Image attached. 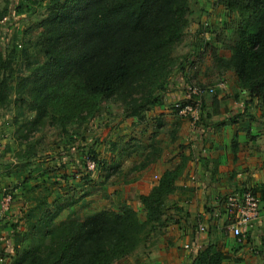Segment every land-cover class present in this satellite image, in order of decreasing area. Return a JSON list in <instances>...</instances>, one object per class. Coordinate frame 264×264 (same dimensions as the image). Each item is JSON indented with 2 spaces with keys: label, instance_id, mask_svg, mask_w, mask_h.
<instances>
[{
  "label": "trees",
  "instance_id": "trees-1",
  "mask_svg": "<svg viewBox=\"0 0 264 264\" xmlns=\"http://www.w3.org/2000/svg\"><path fill=\"white\" fill-rule=\"evenodd\" d=\"M207 1L223 6L229 15H238L231 56L222 58L213 52L212 57L222 68L236 72L240 90L248 93L247 101H256L264 115V0ZM5 10L0 12L1 19L8 17ZM191 13V0L51 1L39 23L44 61L29 76H18L16 86L17 102L34 112L29 129L81 124L94 117L106 99L130 105V115L152 105L153 92L167 88L171 67L178 61L173 54L184 40ZM201 26L204 32L218 30L209 20ZM197 61L188 58V70ZM15 73L12 60L0 46V107L11 103L9 78ZM197 80L186 78L185 92L189 84L208 88L218 83ZM139 93L143 96L140 102L135 98ZM209 98L204 95L197 124L207 108L216 105L218 91L214 104L204 105ZM185 101L184 96L174 107L186 118L176 105ZM162 102L161 96L158 104ZM89 157L98 160L96 152ZM185 166L183 160L177 168L167 169L149 193L140 195L146 209L143 220L126 204L120 210L102 209L84 218L71 214L59 219L66 205L56 197L30 221L28 243L7 251L3 260L8 264H114L136 250L150 223L161 226L168 220L166 199ZM252 188L259 193V187Z\"/></svg>",
  "mask_w": 264,
  "mask_h": 264
},
{
  "label": "crops",
  "instance_id": "crops-1",
  "mask_svg": "<svg viewBox=\"0 0 264 264\" xmlns=\"http://www.w3.org/2000/svg\"><path fill=\"white\" fill-rule=\"evenodd\" d=\"M200 5L207 7L209 11L201 16L202 20H209L213 26L222 27L216 32L214 29L204 32L201 26L203 21L197 18L200 15L199 10L190 14L186 35L178 49L182 48L181 50H185V54H188V58H195L198 61L192 71L188 70V65L183 64L185 67L179 72L175 82L181 85L178 80L185 81L186 78L193 76L204 83L215 84L223 77L227 83L224 88H217L216 105L207 108L204 112L205 120L196 126L189 119L175 112L171 114L169 107L161 105L166 121L174 118L170 121V127H164L166 134L161 138L160 135L156 137L158 133H155V137L153 135L149 138L148 148L144 150L146 152L142 150L146 147L145 144L132 141L139 150L133 153V162L123 154L122 147L117 149L114 153L115 157H111L115 163L108 168L109 173L105 172V192L108 190L118 192L121 189L127 194H147L167 169H175L186 160V166L176 179L174 190L170 194L173 200L167 208L171 217L170 224L173 221L175 224L172 223L170 226L172 229L167 232L169 234L167 239L165 240L164 237L162 239L164 242L151 249L152 255L157 251L159 254H164L161 259L154 262L264 264V115L256 101H247L248 93L240 90L236 72L233 69L222 68L212 57L213 52L222 58L228 59L231 56L230 44L235 38L238 15L235 13L229 15L223 6L214 7L215 9L212 10L210 8L212 5L207 0H203ZM228 23H233L234 26L230 28ZM191 42L193 45L190 44ZM184 92L183 85L182 89L174 90L172 96L176 99L184 98ZM150 146H154L155 149ZM135 147H133L134 151L137 150ZM21 161L16 157L13 158L12 147L1 140L0 184L6 187L11 185L10 189L14 188L18 193L39 186V183L32 180L19 179L21 173L29 171L21 165ZM105 162H108L106 158ZM114 174L128 178L111 187V182L107 179ZM153 176L157 177V180L153 179ZM246 185L259 187L262 197V216L258 224L246 233L245 239L239 242L227 228L225 217L216 215V208L220 196ZM85 190L87 191L85 194L70 196L69 200L63 203L66 206L61 212V217L65 212L67 216L74 214L75 210L72 207L78 202H81L79 206L84 203L86 216L93 214L91 213L93 209L90 207L92 202L84 200L82 196L96 192L97 188H85ZM61 196H58L59 200ZM15 202L14 208L0 223L1 264L4 262L3 258L10 253L1 252V248L4 246L5 250L13 251L14 248L19 247L23 233L26 231L25 227L21 226V230L14 232L13 223L17 216L21 218L19 220L22 223L30 213L29 207L43 206L41 199L17 198ZM132 202L129 200L128 204L132 205ZM116 203H112L113 206H116ZM36 214L33 213L34 216ZM200 224L205 226V230H199ZM169 240L177 241V245H174L175 247L169 245ZM178 240L184 247L187 244L192 245V249L179 248ZM11 241L15 242L11 243ZM6 243L10 245L7 247ZM149 260L147 259V262L145 260V264H148ZM114 264H119L118 260Z\"/></svg>",
  "mask_w": 264,
  "mask_h": 264
},
{
  "label": "rangeland",
  "instance_id": "rangeland-1",
  "mask_svg": "<svg viewBox=\"0 0 264 264\" xmlns=\"http://www.w3.org/2000/svg\"><path fill=\"white\" fill-rule=\"evenodd\" d=\"M51 1L53 0H0V12L6 8L5 14L8 15V17H5L6 19L0 18V46L4 55L12 60L16 71L9 78L11 103L5 107H0V141H5L8 146H11L13 158L21 159V165L29 170L21 173L19 175L20 178H18L20 180L23 178V181L32 180L39 183L38 188H27L22 193L19 191L20 194L14 188L10 189L11 185H7L8 187L6 188L12 193H10L12 201L5 195L4 188H2L3 185L0 184V223L4 216L14 208L17 198L19 200L23 198L24 200L26 198L43 200L44 198L45 200L43 206L37 205V207L28 208L30 213L27 211L29 214L24 222H20L21 218L19 216L14 221L15 233L18 232V229H22L20 228L21 226L26 229L21 238L22 244L20 243V246H17L18 249L23 248L28 243L30 235L29 223L31 220H35L45 205H51L54 200H57L56 197L58 198L59 195H62L60 202L64 203L69 200L70 196L75 197L85 194L87 192L85 188H97L96 192H90L88 195L82 196L85 198L84 200L92 202L90 207L93 210L91 213L106 208L120 210L125 204L131 205L128 204V201L132 200L131 206L135 207L140 219L146 218V209L140 201L141 194H127L121 189L118 192L117 190L110 192L108 188V191L105 192V172L109 173L108 168L115 163L112 158L115 157L114 153L117 149L122 147L123 154L131 158V162H133V153H137L139 150L132 141L136 140L137 142L140 141V144H145V149L140 146L143 148V152H146L144 150L148 148L149 138L153 135L155 137V133H158L156 137L160 135L161 138L166 134L164 133V127H170V121H173L172 119L174 118L166 121L163 116L165 114L161 111V105H166V108L169 107L171 114L173 112L176 113L174 104L181 100L182 97L179 99L173 98L172 93L174 90L182 89L184 85V81L178 80V82L182 83L181 85H177L175 81H177L179 72L188 60V54H185L186 51L181 50L182 48H176L173 55L178 58V61L171 67L166 81L167 88L164 91L155 90L150 97V99L154 98L152 105H148L145 109L139 108L135 115L129 114L130 105L123 103L121 100H116L115 98L106 99L100 104L95 116L81 124L68 123L66 126L46 125L37 130H31L29 129L30 120L34 116V112L29 111L24 102H17L16 86L18 76H29L44 61V54L41 51V27L39 23L47 15L48 5ZM202 2L203 0H191L192 12L199 10L198 14L200 15L197 16L199 20H202L201 16L204 13L209 12L207 7L200 5ZM214 7H218V5L215 4L210 8L214 10ZM228 26L231 28L234 24L228 23ZM221 27V25H217V29ZM190 44L193 45L192 42ZM221 80L223 79L220 78L218 83ZM197 82L206 84L199 80ZM141 95V93L135 94V98L137 97L139 102L143 98ZM161 96L163 102L158 104ZM20 105L22 107H19ZM186 118L190 120V118ZM204 120L205 117L203 115L201 121ZM115 144H117L116 148ZM133 147L137 150L134 151ZM150 148L155 149L154 146H150ZM93 152L98 154V160L95 162L94 167H89L88 161L93 162L89 155L92 156ZM105 158L108 161L107 163ZM127 178H123L121 174H114L108 176L107 180L111 182L110 185L113 187L120 181L127 180ZM153 179L157 180V177L153 176ZM23 193L24 196H22ZM92 193L94 194L91 195ZM125 197L126 199H124ZM172 200L173 197L168 195L166 199L167 208L168 204L171 205L170 202ZM79 203L81 202L74 204L72 207L75 211L71 216L84 218L86 216V212H84L85 206L84 203L79 206ZM112 203H116V206H113ZM66 217L67 213L65 212L59 219H65ZM170 219L171 217L161 226L159 224L158 226L151 225L150 223L143 233V239L136 250L120 258L118 260L119 264H145L144 261L146 260L147 262V259H150L148 264H162V262L155 263L154 261L161 259L164 254H159L157 251L152 255L153 251L151 249L164 242L162 240L164 237L166 240L169 236L167 232L172 229L170 227L172 223L175 224L173 220L170 224ZM168 242L169 245H177V241L169 240ZM9 245L10 243H6L7 247ZM178 247L187 248L179 244V240ZM5 248L3 246L1 252L7 253ZM2 264L8 263L4 260Z\"/></svg>",
  "mask_w": 264,
  "mask_h": 264
},
{
  "label": "built area",
  "instance_id": "built-area-1",
  "mask_svg": "<svg viewBox=\"0 0 264 264\" xmlns=\"http://www.w3.org/2000/svg\"><path fill=\"white\" fill-rule=\"evenodd\" d=\"M226 83L224 79L208 88H203L198 83L187 85L185 103L176 104L180 108V114L189 117L192 124L196 126L197 121L201 117L204 95L210 97L204 105H213L217 94L216 88H224ZM88 164L89 167L95 166V162L88 161ZM252 187L246 185L223 194L220 196L216 208V215L225 217L227 228L239 242L245 239L246 233L258 224L262 216V198ZM4 193L12 201V196H10L11 191L4 189ZM198 228L201 231L205 230V226L202 224ZM185 246L188 249H192V245L190 244Z\"/></svg>",
  "mask_w": 264,
  "mask_h": 264
}]
</instances>
